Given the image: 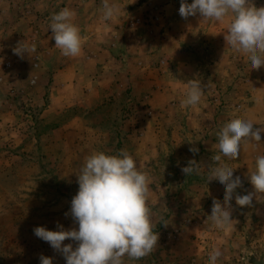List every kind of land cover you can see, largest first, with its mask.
<instances>
[{"label":"rangeland","instance_id":"rangeland-1","mask_svg":"<svg viewBox=\"0 0 264 264\" xmlns=\"http://www.w3.org/2000/svg\"><path fill=\"white\" fill-rule=\"evenodd\" d=\"M89 1L76 18L95 27L104 21L105 0H0V264H40L41 255L66 264L33 229L57 231L58 223L78 229L65 213L78 192L85 158L121 149L149 176L147 206L159 234L151 254L140 260L125 256L124 264H209L214 249L222 253L217 264L264 258V196L254 197L251 207L235 204V195L253 191L248 175L256 157L264 155V132L260 142L242 145L238 159L223 158L233 178L242 181L227 229L208 218L213 199L223 204L225 188L217 180L208 182L207 172L217 166L216 133L229 119L264 128V66L251 69L247 57L226 44L228 17L217 22L198 13L183 19L181 0H108L120 11L106 22L118 21L117 30L123 22L129 32L127 44L113 50L115 57L131 58L114 68L124 76L80 101L72 91L62 112H48L52 91L25 80L35 79L33 67L26 66L33 47L28 58L13 49L18 38L31 40L30 31L42 27L45 17ZM253 3L264 7V0ZM193 79L204 95L195 107L182 108L186 83ZM57 100L54 94L52 101ZM192 147L199 151L194 154ZM191 160L200 164L199 174L187 176L181 169Z\"/></svg>","mask_w":264,"mask_h":264},{"label":"clouds","instance_id":"clouds-1","mask_svg":"<svg viewBox=\"0 0 264 264\" xmlns=\"http://www.w3.org/2000/svg\"><path fill=\"white\" fill-rule=\"evenodd\" d=\"M116 5L105 0L102 19L107 21L119 13ZM199 13L203 19L222 22L230 19L224 40L234 51L244 54L251 69L264 66V7L257 8L253 0H181L179 15L183 19ZM76 13L65 7L51 16L50 30L55 48L63 56L75 57L81 53L82 36L74 23ZM31 50H35L34 46ZM29 49L20 42L13 49L23 58ZM186 98L181 107H195L201 101L204 91L201 83L190 80L187 83ZM264 128H256L251 121L236 117L229 119L216 133L218 150L212 156L217 166H209L208 182L217 180L224 186L223 204L213 199L211 215L208 218L220 229H227L232 223V200L236 190L242 187L239 176L233 178V169L223 158L234 161L239 158L243 144L261 141ZM194 154L199 150L189 149ZM181 171L187 176L199 174L196 161L188 162ZM77 179L78 192L71 200L70 212L77 228L65 230L57 224V231L45 227L33 229L34 235L49 243L60 253L66 264H124V257L140 260L152 253L158 244L159 234L153 231L151 210L147 206L149 176L140 171L127 150L121 149L115 155L102 151L93 152L85 158ZM253 191L246 195H235V204L241 208L251 207L253 198L264 196V155L255 159V170L248 175ZM66 240L76 242L64 244ZM222 253L214 249L209 254V264H217ZM40 264H53L52 258L40 256Z\"/></svg>","mask_w":264,"mask_h":264},{"label":"crops","instance_id":"crops-1","mask_svg":"<svg viewBox=\"0 0 264 264\" xmlns=\"http://www.w3.org/2000/svg\"><path fill=\"white\" fill-rule=\"evenodd\" d=\"M88 4L92 5L90 1L87 3L77 2L75 4L77 6L74 5L69 8L76 13L72 23L79 27L83 38L81 53L78 56H63L61 51L55 48V41L51 38V16L43 19L42 27H33L30 31L31 40L18 38V44L25 42L28 49L34 46L35 50L30 52L31 59L26 60V66L33 67L35 84L37 83L39 87L52 91L49 93L50 101L46 106L48 112H62L70 104L69 101L74 98L73 93L75 92L78 93L80 101L85 96L90 97L93 92L109 88V83L111 85L112 81L114 82L119 76H124L122 70L116 71L114 68L120 69V66L131 60L126 54L122 53L120 57H115L116 55L113 54V50H117L119 46H124V42L127 44L129 32L128 28L124 27L123 22L117 30L114 25L118 21L112 20L110 24L104 20L100 22L101 24L98 23V26L89 27L85 24L86 21L83 23L82 20L76 18V16L81 15L83 6ZM97 6L93 4V7L97 8ZM25 57L28 58L29 55L26 54L25 56L24 54L23 58ZM25 80L29 82L32 79L28 77ZM67 91L71 92L67 95ZM54 94L58 95V103L52 101ZM77 98L74 101H78ZM83 105H88V103L85 102Z\"/></svg>","mask_w":264,"mask_h":264},{"label":"water","instance_id":"water-1","mask_svg":"<svg viewBox=\"0 0 264 264\" xmlns=\"http://www.w3.org/2000/svg\"><path fill=\"white\" fill-rule=\"evenodd\" d=\"M248 264H264V258L256 259L254 256L248 257Z\"/></svg>","mask_w":264,"mask_h":264},{"label":"built area","instance_id":"built-area-1","mask_svg":"<svg viewBox=\"0 0 264 264\" xmlns=\"http://www.w3.org/2000/svg\"><path fill=\"white\" fill-rule=\"evenodd\" d=\"M6 66H7V67H10L9 64H7ZM34 66H35V65H34ZM33 83H34V80H31V81H30V85H32Z\"/></svg>","mask_w":264,"mask_h":264}]
</instances>
